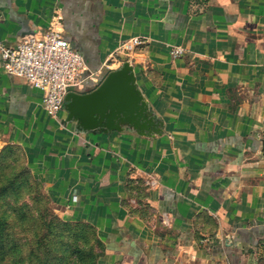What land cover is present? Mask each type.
Instances as JSON below:
<instances>
[{
  "label": "crops",
  "instance_id": "1",
  "mask_svg": "<svg viewBox=\"0 0 264 264\" xmlns=\"http://www.w3.org/2000/svg\"><path fill=\"white\" fill-rule=\"evenodd\" d=\"M53 16L91 71L131 61L162 128L80 131L0 61V141L57 215L93 227L99 264H264V0H0V41Z\"/></svg>",
  "mask_w": 264,
  "mask_h": 264
},
{
  "label": "rangeland",
  "instance_id": "2",
  "mask_svg": "<svg viewBox=\"0 0 264 264\" xmlns=\"http://www.w3.org/2000/svg\"><path fill=\"white\" fill-rule=\"evenodd\" d=\"M0 214L8 217L19 247L0 257V264H85L70 253L77 242L69 230L59 232L62 225L57 219H62L32 177L23 150L4 141H0ZM89 241L98 263L100 248Z\"/></svg>",
  "mask_w": 264,
  "mask_h": 264
},
{
  "label": "built area",
  "instance_id": "3",
  "mask_svg": "<svg viewBox=\"0 0 264 264\" xmlns=\"http://www.w3.org/2000/svg\"><path fill=\"white\" fill-rule=\"evenodd\" d=\"M145 41V37L137 35L124 39L117 46L116 54L128 57ZM180 52L179 47L170 50L173 56ZM0 61L5 73L20 77L30 86L40 89L43 109L49 116L57 118L64 111L68 91L87 80L96 87L101 78L114 69L116 60L110 59L106 63L105 74L91 71L82 55L66 39L60 17L53 16L44 31L24 35L15 45L8 46L0 41Z\"/></svg>",
  "mask_w": 264,
  "mask_h": 264
},
{
  "label": "water",
  "instance_id": "4",
  "mask_svg": "<svg viewBox=\"0 0 264 264\" xmlns=\"http://www.w3.org/2000/svg\"><path fill=\"white\" fill-rule=\"evenodd\" d=\"M64 110V122H73L80 131L107 133L129 129L145 136L162 131L161 121L151 111L137 83L134 65L128 59L108 71L90 91H68ZM260 148L264 154V136Z\"/></svg>",
  "mask_w": 264,
  "mask_h": 264
},
{
  "label": "trees",
  "instance_id": "5",
  "mask_svg": "<svg viewBox=\"0 0 264 264\" xmlns=\"http://www.w3.org/2000/svg\"><path fill=\"white\" fill-rule=\"evenodd\" d=\"M37 183H39L37 181ZM40 184V183H39ZM41 186V185H40ZM62 225L59 232L61 234L66 231H70L71 237L77 243H73V247L70 249L72 256H76L77 259L83 261L85 264H98L97 257L98 253H95L93 250V245L90 244V239H93L94 242L100 248V241L95 235L93 227L86 223L78 222H66L60 219H57ZM58 237V236H56ZM15 237L10 230V223L8 217L6 218L0 214V257H4L8 252L13 251L14 248L18 251L19 247L14 242Z\"/></svg>",
  "mask_w": 264,
  "mask_h": 264
}]
</instances>
